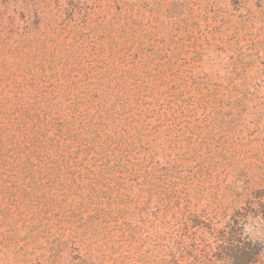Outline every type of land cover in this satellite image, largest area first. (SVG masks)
Wrapping results in <instances>:
<instances>
[{"label": "rangeland", "instance_id": "374dc122", "mask_svg": "<svg viewBox=\"0 0 264 264\" xmlns=\"http://www.w3.org/2000/svg\"><path fill=\"white\" fill-rule=\"evenodd\" d=\"M181 76L188 85L179 88L186 102L174 106L186 107L178 114L169 101L177 96L171 86ZM82 79L110 86L109 105L114 100L126 105L115 106L109 111L115 117H107L108 135L124 149L112 156V164L121 158L122 186L138 180L147 150L160 162L167 155L166 162L179 164L184 175L186 161L179 157L186 156V146L203 148L201 172L189 189L170 167L174 207L163 219L174 222L186 210L199 213L202 228L186 233L208 244L207 255H213L211 242L228 230L227 221L247 194L264 188V0H0V119L39 111L46 86L64 106L80 100L88 118L97 116L103 93L64 89ZM139 85L147 87L145 101L136 96ZM182 130L192 136L190 144L175 143ZM87 162L80 154L61 169L54 164L46 176L62 182L58 194L70 193L78 202L79 194L97 190L90 185ZM103 185L98 183V190L104 191ZM119 188L103 199L110 225L118 227L124 216L135 225L138 185L132 191ZM152 201L158 202L157 195ZM247 230L264 243V226L250 223ZM121 235L110 226L103 240L108 245L100 248L106 264L138 256V239ZM24 243L0 231V246L10 245V257L2 253L0 261L15 260L20 252L12 251ZM262 255L258 264H264V247Z\"/></svg>", "mask_w": 264, "mask_h": 264}, {"label": "trees", "instance_id": "16d2710c", "mask_svg": "<svg viewBox=\"0 0 264 264\" xmlns=\"http://www.w3.org/2000/svg\"><path fill=\"white\" fill-rule=\"evenodd\" d=\"M90 77L100 78L97 74H90ZM180 79L179 84L171 86L177 96L169 101L173 113L178 114L186 107L174 106L178 101L186 102L183 96L180 98L183 91L179 92V88L183 84L188 85V79L184 76ZM97 81L72 80L64 88L68 86L79 91L83 87L86 93H103L97 98L100 100V113L92 118L80 110V104L86 103L78 100L64 106L65 101L59 100V95L50 92L46 86L39 111L9 117L7 122L6 117L0 119V231L10 241L17 239V242H25L12 251L13 254L20 252L15 260L5 257L6 260L0 261V264H106L100 248L108 245L103 240L108 237L110 226L120 230L124 239H138L139 243L138 256H127L115 264H258L263 256L264 243L247 228L250 223L264 226V188L254 190L255 193L252 192L254 188L251 189L245 204L239 205L234 217L227 221L228 230L211 242L214 253L208 256V244L186 233L191 228L198 233L203 216L186 210L174 222L163 219L174 207L170 189L174 188L176 181L172 180L174 176L170 167L173 166L174 171L184 178L185 189H189L201 172L199 162L204 156L203 148L186 146V156L179 157V160L186 161L183 163L186 166L184 175L176 167L179 164L166 162L167 155L165 162H160L145 148L147 157L142 159L138 180L132 178L131 186H122L124 182H120V175L124 171L121 169V158L112 164V156L124 149L116 145L117 137L108 135L107 117H115L109 112L115 106L122 109L126 105H118L116 100L109 105L110 100L106 97L110 86ZM111 88L110 95L113 96L115 89ZM146 89L139 85L136 96L145 101L148 96ZM116 95L117 99L119 96ZM65 108H70V112L65 113ZM118 128L119 124H116L115 129ZM178 133L175 143L189 141L192 137H185V130ZM80 154H84V161L88 160L89 168L86 169L92 174L90 178L94 179L90 185L92 190H97L89 196L79 194L81 200L77 202L70 193L58 194L62 182L55 183L46 175L54 169V164L61 169ZM30 166H36L38 171ZM125 171L129 172L127 168ZM37 173H41V177L37 178ZM98 183L106 186L104 191L98 190ZM134 184L138 185L140 202L138 223L133 225L124 216V222H120L118 227L110 225L111 213L104 206L106 202L103 199L110 200L112 190L119 187L132 191ZM154 195L158 197L156 204L152 201ZM182 195L180 193L178 198H183ZM13 220L21 221V227L13 226ZM9 246H0V254L10 257Z\"/></svg>", "mask_w": 264, "mask_h": 264}]
</instances>
